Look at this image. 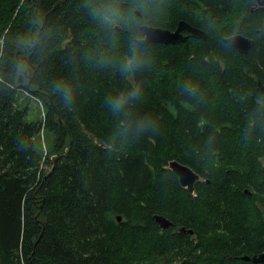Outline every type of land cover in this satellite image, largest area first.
<instances>
[{
    "label": "trees",
    "instance_id": "trees-1",
    "mask_svg": "<svg viewBox=\"0 0 264 264\" xmlns=\"http://www.w3.org/2000/svg\"><path fill=\"white\" fill-rule=\"evenodd\" d=\"M158 2L155 27L185 21L208 38L155 44L150 66L125 80L93 61L108 46L82 0H0V264H253L243 258L264 252V131L245 138L264 84V8ZM37 32L51 38L26 50ZM234 33L253 40L247 54L223 42ZM16 62L31 79L13 78ZM59 80L72 85L70 108L52 92ZM133 83L144 96L132 114L158 128L126 139L104 99ZM22 90L44 121L19 109ZM173 161L201 177L193 194ZM155 215L173 226L162 230Z\"/></svg>",
    "mask_w": 264,
    "mask_h": 264
},
{
    "label": "clouds",
    "instance_id": "clouds-1",
    "mask_svg": "<svg viewBox=\"0 0 264 264\" xmlns=\"http://www.w3.org/2000/svg\"><path fill=\"white\" fill-rule=\"evenodd\" d=\"M81 8L103 34L104 43L108 46L107 51L100 50L92 56L98 68H114L122 78L131 80L136 73L150 66L156 41L155 20L160 12L158 0H82ZM50 38L45 33L37 32L23 47L32 51L43 50ZM121 46L123 52L120 51ZM9 70L14 79H31L33 75L30 67L24 62H16L14 67L9 65ZM51 88L53 94L62 99L65 107L70 108L73 105V88L68 81H56ZM182 93L196 99L198 89L185 82L182 85ZM143 96V85L133 83L104 99L108 110L113 115L122 117L119 131L126 139L142 137L158 128L157 120L150 114H132V109L141 103ZM257 129L264 131V92L260 91L255 94V107L245 129V138Z\"/></svg>",
    "mask_w": 264,
    "mask_h": 264
},
{
    "label": "water",
    "instance_id": "water-1",
    "mask_svg": "<svg viewBox=\"0 0 264 264\" xmlns=\"http://www.w3.org/2000/svg\"><path fill=\"white\" fill-rule=\"evenodd\" d=\"M254 1L258 6L264 7V0ZM155 28V44L175 45L177 43H185L187 41V37L183 36V31L189 32L191 37L194 39L207 40L208 38V34L206 32L190 25L185 21H180L178 23L177 29L174 32L163 28ZM223 42L226 45L230 44V48H233L243 54H247L254 43L253 40L243 35L230 36L223 39ZM29 86L30 85H28L27 88H29ZM257 91L264 92V84L262 82L258 83ZM168 168L179 178L181 186L192 194L195 192L196 183L202 181L201 177L189 166L183 165L177 161L171 162ZM154 219L162 230H166L173 226V223L165 217L155 215ZM118 221H121V217L118 218ZM180 231L184 230L180 229ZM189 234H193V231H190ZM243 260L250 261L253 264H264V252L253 257H244Z\"/></svg>",
    "mask_w": 264,
    "mask_h": 264
},
{
    "label": "rangeland",
    "instance_id": "rangeland-1",
    "mask_svg": "<svg viewBox=\"0 0 264 264\" xmlns=\"http://www.w3.org/2000/svg\"><path fill=\"white\" fill-rule=\"evenodd\" d=\"M252 40V39H251ZM20 92V99H19V109L26 110L29 113V117L27 120L29 122H36L40 119L44 121L45 114L44 109L39 101L31 96L30 93ZM42 145L43 151L46 153V148H48V140L47 137L42 134L41 140L38 141Z\"/></svg>",
    "mask_w": 264,
    "mask_h": 264
},
{
    "label": "flooded vegetation",
    "instance_id": "flooded-vegetation-1",
    "mask_svg": "<svg viewBox=\"0 0 264 264\" xmlns=\"http://www.w3.org/2000/svg\"><path fill=\"white\" fill-rule=\"evenodd\" d=\"M257 6H258V5H257ZM258 7H260V8H264V7H261V6H258ZM176 29H177V27H176L174 30H171V31L174 32ZM182 34H183V36L187 37V41H188L190 38H192L191 35H190V33L187 32V31H183Z\"/></svg>",
    "mask_w": 264,
    "mask_h": 264
}]
</instances>
